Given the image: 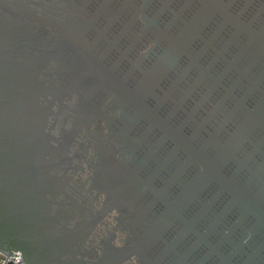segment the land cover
Listing matches in <instances>:
<instances>
[{
    "label": "water",
    "instance_id": "obj_1",
    "mask_svg": "<svg viewBox=\"0 0 264 264\" xmlns=\"http://www.w3.org/2000/svg\"><path fill=\"white\" fill-rule=\"evenodd\" d=\"M25 264H264V0H0V252Z\"/></svg>",
    "mask_w": 264,
    "mask_h": 264
},
{
    "label": "built area",
    "instance_id": "obj_2",
    "mask_svg": "<svg viewBox=\"0 0 264 264\" xmlns=\"http://www.w3.org/2000/svg\"><path fill=\"white\" fill-rule=\"evenodd\" d=\"M0 264H25L23 256L20 252H15V256L0 252Z\"/></svg>",
    "mask_w": 264,
    "mask_h": 264
}]
</instances>
